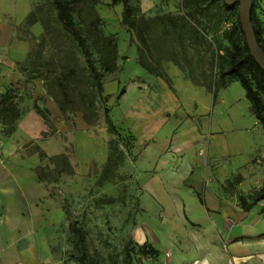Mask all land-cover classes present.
<instances>
[{"label":"rangeland","instance_id":"obj_1","mask_svg":"<svg viewBox=\"0 0 264 264\" xmlns=\"http://www.w3.org/2000/svg\"><path fill=\"white\" fill-rule=\"evenodd\" d=\"M110 2L96 0L82 14L90 16L87 22L100 18L91 35L97 58L103 36L112 34L117 43L118 68L106 74L103 86L119 133L107 129L83 54L62 28L52 0H0V93L10 89L15 104L0 116L3 129L22 150L23 167L42 177L57 214L53 248L64 262L81 264L74 223L88 259L98 264H189L185 254L198 227L180 213L195 168L187 165L186 153L207 163L208 142L202 139L208 131L242 120L237 110H224L243 92L238 82L224 94L227 102L212 110L213 98L224 92L218 87L228 46L224 32L239 5L131 0L136 28L130 32L122 5ZM263 173L264 155L258 154L230 175L226 195L250 200L264 186ZM144 241L157 252L140 249Z\"/></svg>","mask_w":264,"mask_h":264},{"label":"crops","instance_id":"obj_2","mask_svg":"<svg viewBox=\"0 0 264 264\" xmlns=\"http://www.w3.org/2000/svg\"><path fill=\"white\" fill-rule=\"evenodd\" d=\"M257 1L255 14L264 40V0ZM234 82L238 81H230L221 96L213 98V111L216 104L227 102L224 94ZM233 109L240 112L241 122L228 120L229 125L218 126V131L210 129L212 121L208 124V137L202 139L208 142L207 163L196 152L186 153L187 165L191 161L195 168L189 173L188 190L182 192L180 213L198 227L192 235L194 246L185 254L189 264H264V198L254 200L257 193L264 194V186L250 200L231 198L225 188L240 165L264 155V129L244 90L231 97L224 110ZM4 110L0 104L2 118ZM5 123L0 119V264H70L53 248L59 234L52 200L35 170L23 167V152L3 129Z\"/></svg>","mask_w":264,"mask_h":264},{"label":"trees","instance_id":"obj_3","mask_svg":"<svg viewBox=\"0 0 264 264\" xmlns=\"http://www.w3.org/2000/svg\"><path fill=\"white\" fill-rule=\"evenodd\" d=\"M95 1L96 0H52L56 10L57 19L61 23L62 28L72 37L83 54L86 65L90 71L95 90L104 105L107 129L110 132H116L118 134L119 132L116 129V126L109 115V109L106 106L108 100L110 99V95L104 94L103 86L106 74L112 73L118 68L116 64V60L118 58L117 43L114 35L109 34L108 36H103L104 48L98 49L99 57L97 58L93 52V38H91V35L93 34V31L97 29L100 18H94L91 16V21L87 22L86 18H89L90 16L83 17L82 14L83 8L89 7L92 9ZM221 1L226 9H231L233 7V4L229 5L225 3L224 0ZM256 1L257 0H253L251 21L258 43L264 50L262 28L260 26V21L255 14ZM115 4L122 5V22L131 32V30L136 28V18L132 13L131 0H111L110 5ZM80 16L81 19H77V17ZM224 39L228 43V46L224 50V54L221 57L222 62L219 65V79L221 82L218 87H225L232 80L238 81L244 89L245 98L250 103L252 114L264 129V70L250 54L245 40L244 31L241 27L238 10L230 28L224 32ZM139 63L142 67L148 68V65L144 63L142 59L139 60ZM227 77L230 79H227ZM12 97L10 89H7L0 95V104L3 109L8 110L15 108V104L12 102ZM34 107L36 111L45 119V111L37 105H34ZM37 173L39 180L42 181V177L39 172ZM262 198H264V194L257 193L254 200L257 201ZM70 228L76 234L77 238V259L81 262V264H98L88 259L86 253L84 252V236L82 230L75 227L74 223L70 224ZM139 247L142 250L147 249V251L150 252H157V250L154 249L147 241H144Z\"/></svg>","mask_w":264,"mask_h":264},{"label":"water","instance_id":"obj_4","mask_svg":"<svg viewBox=\"0 0 264 264\" xmlns=\"http://www.w3.org/2000/svg\"><path fill=\"white\" fill-rule=\"evenodd\" d=\"M224 2L229 5L235 3L239 5V19L241 27L244 31L245 40L247 42L250 54L264 70V50L258 43L251 21L253 0H224Z\"/></svg>","mask_w":264,"mask_h":264}]
</instances>
